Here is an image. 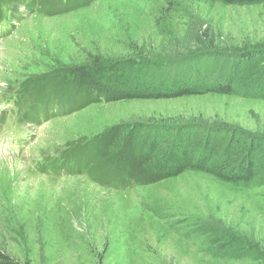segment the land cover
<instances>
[{
    "label": "rangeland",
    "instance_id": "1",
    "mask_svg": "<svg viewBox=\"0 0 264 264\" xmlns=\"http://www.w3.org/2000/svg\"><path fill=\"white\" fill-rule=\"evenodd\" d=\"M61 2L0 0V247L30 264H264L263 171L247 185L186 171L109 186L77 172L74 156L115 124L202 123L264 141V2ZM195 24L230 55L195 64L229 65L234 93L77 106L53 83L75 65L135 58L153 78Z\"/></svg>",
    "mask_w": 264,
    "mask_h": 264
},
{
    "label": "trees",
    "instance_id": "2",
    "mask_svg": "<svg viewBox=\"0 0 264 264\" xmlns=\"http://www.w3.org/2000/svg\"><path fill=\"white\" fill-rule=\"evenodd\" d=\"M72 1L88 5L93 0H62L61 4L65 7ZM214 1L228 4L264 2ZM177 47L180 48L179 54L160 61L153 78L149 77L148 70L142 71L148 68L150 60L135 58L75 65L59 72L53 83L61 82L64 89H70L77 106L95 101L172 98L207 91L220 94L235 92L236 74L229 65L220 61L214 62V68H210L206 61L205 68L200 63L195 64L204 58L215 59L220 54L224 58L230 56L218 49L212 27L195 24L186 40L179 42ZM246 51L239 53L244 55ZM156 79L159 83L154 82ZM205 129L207 126L202 123L192 127L141 123L112 125L95 138L78 143L74 156L81 167L77 172L84 169L89 178L104 185H109L107 181L110 180L150 185L186 171L206 172L226 182L247 185L260 171L264 172V141L258 139L253 142L244 139L243 133L231 131L226 134L220 128L203 132ZM0 264L30 263L0 247Z\"/></svg>",
    "mask_w": 264,
    "mask_h": 264
}]
</instances>
